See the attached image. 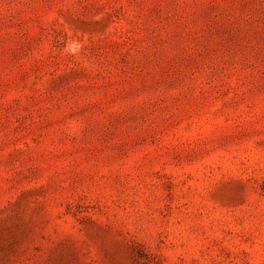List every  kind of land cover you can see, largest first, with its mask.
<instances>
[{"label":"rangeland","instance_id":"rangeland-1","mask_svg":"<svg viewBox=\"0 0 264 264\" xmlns=\"http://www.w3.org/2000/svg\"><path fill=\"white\" fill-rule=\"evenodd\" d=\"M0 264H264V0H0Z\"/></svg>","mask_w":264,"mask_h":264}]
</instances>
